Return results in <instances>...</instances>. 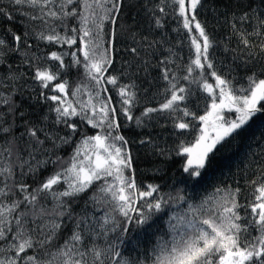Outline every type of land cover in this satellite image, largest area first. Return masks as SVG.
<instances>
[{
	"label": "snow or ice",
	"instance_id": "obj_1",
	"mask_svg": "<svg viewBox=\"0 0 264 264\" xmlns=\"http://www.w3.org/2000/svg\"><path fill=\"white\" fill-rule=\"evenodd\" d=\"M25 6L39 12L23 11L22 15L48 25L46 30L35 33L37 39L70 49L52 51L48 58L58 62V68H67L64 57L70 55L72 64L83 67L92 90L88 91V100L82 101L79 97L84 89L77 87L72 93L77 97L75 102L68 99L67 81L54 85L55 91L63 96L39 93L38 99L54 102L49 105V113L54 112L55 116H40L38 122L32 121L30 114L13 98L0 100L7 106V116L0 111V140L8 144L2 150L8 163L0 164V264H120V251L107 240L108 232H115L118 226L114 214L123 216L124 223L131 222L135 214L136 222L142 224L148 220L143 209L159 211L166 203L159 196L158 186L149 184L146 190L138 186L129 141L119 133L120 116L137 126L144 125V120L133 113L138 100L135 80L140 74L145 77L150 74L152 58L157 52L167 53L157 58L155 64L159 78L167 82L160 92L163 99L156 107H144L141 116L166 114L175 138L171 145L154 144L150 137L139 143L151 145L164 158L181 157L182 170L190 177H201L218 148L240 136L257 114H264V64L258 71L250 67L256 59L253 49L264 54V16L249 10L231 21L233 35L245 49L243 58L235 56L234 60L242 59L243 67L250 73L246 83H241L232 69L224 73L216 67L211 50L217 41L207 22L198 18L203 0H156L151 10L144 0L138 4L135 0H9L8 5L0 3V19L15 22V13ZM136 7L147 15L149 31L164 29L167 20L174 18L179 27L173 30L185 32L189 52L184 75L177 76L174 70L180 67L176 61L181 59L176 48L163 38H150L141 31L136 15L131 11L126 13V9ZM73 19L77 24L68 26L67 21ZM253 20L255 27L251 24ZM57 23L60 31L54 26ZM245 23L252 28L251 32L240 30ZM8 33L14 43L0 34V71L6 68L7 79L18 81L22 74L8 64V59L22 54L25 58L21 63L32 65L39 57L35 53L28 56L20 47H28L27 32L21 35L8 29ZM252 37H259L260 43H253ZM121 44L125 47L120 48ZM121 52L126 55L117 69L115 63ZM261 59L264 61V56ZM124 76L129 83L121 82ZM33 79L48 89L50 82L58 77L46 68H37ZM181 80L189 86H182ZM146 83L148 87L142 89L145 93L153 81ZM192 84L205 95L197 99ZM109 85L119 98V107L108 94ZM201 104L202 115L193 108L194 105L199 109ZM73 118L100 132L92 136L82 134L71 159L65 161L59 150L72 145L80 132V124ZM20 124L23 130L17 136ZM257 164L259 173L257 179L250 181L253 191L246 204L240 202V187H225L216 189L221 194L218 197H210L198 206L189 205L191 215L181 218L183 230H178L170 246L161 249L156 264H264V159L257 160ZM49 165L53 166L52 174L39 179L41 170ZM64 184L67 188L58 190ZM94 184L102 195L94 193L91 199L108 207L100 218L102 224L97 222L102 231L96 230L97 225L86 214L75 216L72 207ZM49 198L53 203L51 208L41 203ZM176 199L183 197L178 195ZM241 209L247 217L241 215ZM68 223L73 226L71 236L62 247L56 246L53 254L50 252L53 241ZM109 224L111 228L107 227ZM250 225H255L259 235L251 236ZM93 232L95 237L105 238L104 248L96 243Z\"/></svg>",
	"mask_w": 264,
	"mask_h": 264
},
{
	"label": "trees",
	"instance_id": "obj_2",
	"mask_svg": "<svg viewBox=\"0 0 264 264\" xmlns=\"http://www.w3.org/2000/svg\"><path fill=\"white\" fill-rule=\"evenodd\" d=\"M135 2L138 4L139 0H135ZM155 2L156 0H152V3L148 4V0H144L149 10H151ZM0 3L8 5L9 0H0ZM170 8L171 5L169 4V10ZM249 10L257 16H264V0H203V7L199 10L198 17L201 21L207 22L209 32L217 41L214 49L211 50V55L216 62L217 69L224 73L232 69L233 75L241 83H246V76L250 73L243 67L242 59L234 60L235 56L243 58L245 49L238 43V37L233 35V29L230 24L233 19L238 18L240 14ZM23 11L37 14L39 12L38 9H29L25 6L20 12L15 13V22L9 23L0 19V34L9 43H14L11 40V35L8 33V29L21 35L27 32L25 44L28 47L25 48L24 45H20V47L28 53V56H32L35 53L39 59L34 60L32 65L21 63L25 58L22 54H14L8 59V64L18 69L19 73L22 74V79L9 81L6 76L7 69L5 68L4 71H0V100L7 97L13 98L23 111L30 114L32 121L38 122L40 116H55L54 112L49 113V105L54 104V102L38 99L39 93L43 92L47 96H63V93L55 91L54 85L67 81L70 86L68 99L75 102L77 97L73 96L72 93L75 92L77 87H82L84 91L79 99L87 101L88 91L92 90V83L81 65L71 63L72 57L70 55L64 57L65 64L68 65L67 68H58V62L48 58L52 51L63 52L70 49L68 46L61 47V45L49 44L46 40L37 39L35 33L46 30L48 25L42 23L40 20H30L27 16L21 14ZM128 11L136 15L137 19L141 22V31L149 35L150 38H163L167 40L169 46L176 48L181 59H177L176 61L180 67L174 68V70L177 76L184 75V65L188 62L189 42L183 30L179 32L173 30L179 27L175 19L169 18L164 29L153 28L149 31L148 17L142 8L126 9V13ZM76 24L77 21L74 19L67 21L68 26H75ZM251 24L252 27H255L254 20ZM54 26L57 27V31H60L58 23ZM240 30L251 32L252 28L249 27L248 23H245L240 26ZM180 41H183V43H179ZM252 41L255 44H259L260 38L252 37ZM124 47V44L120 45V48ZM253 53L256 59L250 64V67H254L258 71L262 64H264V61L261 59L264 54H261L258 49H253ZM125 55L122 52L119 54L115 63L117 69H119L121 63L124 61ZM164 55H167V53L157 52L152 58L153 66L149 70L150 74L147 77L140 74V78L135 80V83L138 85V100L133 113L135 117H140L144 120V125L137 126L134 122L125 121L124 117L120 116L122 126L119 129V133L124 135L129 141L128 147L133 155V168L138 186L142 190H146L149 184L158 186L159 196L164 197L166 203L162 205L159 211L143 209L148 220L142 224L136 222L135 214H133V219L129 223H124L125 218L123 216L118 213L114 214L118 226L115 232H108L107 240L115 244L117 250L120 251V264H125V261L128 264H156V258L161 255V249L166 245L170 246L173 238L178 235V230H183L184 222L181 218L191 215L188 206H198L210 197H218L221 194L216 192L217 188L228 187L232 189L240 187V202L246 204L251 199L253 191L250 181L257 179L259 173L257 160L264 159V157H261V153L264 151V114H257L240 136L230 139L222 147H219L210 157V161L205 169L202 170L201 177H190L185 173L182 170L184 162L181 157L172 155L169 158H164L158 155L151 145L139 143L140 140L150 137L154 144L171 145L175 138L172 135L173 129L166 114H153L152 118L141 116L144 107H156L163 99L160 92H162L167 82L159 78V69L155 67V64L157 58ZM237 65L239 66L237 67ZM37 68H46L49 71L55 72L58 79L50 82L48 89L42 88L40 82L33 79ZM146 81H153L147 93L142 91L143 88L148 87ZM121 82L125 84L129 83L127 76L122 77ZM209 82H212L211 78ZM180 84L186 87L189 86L188 82L183 80L180 81ZM190 87L196 91L197 99L205 95L200 92L195 84L190 85ZM108 88L110 89L108 94L113 96L114 104L119 107V98L115 95V91L112 90L111 85ZM193 108L199 114H204L202 104L199 109H195L194 105ZM0 111H3L5 116H7V106L3 103H0ZM73 120L80 124V132L73 138L72 145L63 146L59 150V155L65 161L71 159L74 147L79 145L82 134L86 133L88 136H92L100 132L99 129H93L90 125L80 123L79 118H73ZM197 123L200 127H203L201 122L197 121ZM22 130L23 125L20 124L17 129V136H19ZM7 146L6 141L0 140V164L6 165L8 163V160L2 153V150ZM40 158L43 159L44 157L41 156ZM52 172L53 166L49 165L47 168L41 170L39 179L46 178ZM28 182L33 183L32 179H29ZM64 188H67V184H64L58 190L63 191ZM94 193L99 194L95 184L86 193L81 194L72 207L75 216L79 217L86 214L87 217L91 218V223L97 225L96 230L102 231L103 229L99 227V224H102L100 218L105 215L108 207L103 203L93 201L91 197ZM178 195L183 197V199H176ZM41 203L48 208L53 206L51 198ZM139 203L142 205L144 201L141 200ZM241 215L247 217V213L243 209H241ZM174 225L175 227H173ZM107 227L111 228L112 225L109 224ZM121 228H126L127 230L121 231ZM72 229L71 223L62 228L57 238L53 241L50 252L54 254L57 251L56 246H63L64 242L71 236ZM248 232L252 237L259 235L255 225H250ZM92 236L95 237V232L92 233ZM95 240L99 247H105V238L95 237ZM45 258L48 259L50 257L46 256ZM88 259L91 260V257H88Z\"/></svg>",
	"mask_w": 264,
	"mask_h": 264
}]
</instances>
